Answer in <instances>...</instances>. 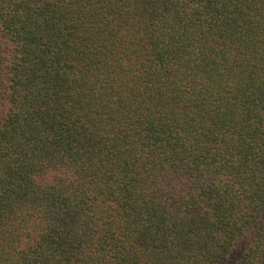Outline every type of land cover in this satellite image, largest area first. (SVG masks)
Returning <instances> with one entry per match:
<instances>
[{"label":"trees","instance_id":"16d2710c","mask_svg":"<svg viewBox=\"0 0 264 264\" xmlns=\"http://www.w3.org/2000/svg\"><path fill=\"white\" fill-rule=\"evenodd\" d=\"M0 264H264V0H0Z\"/></svg>","mask_w":264,"mask_h":264}]
</instances>
